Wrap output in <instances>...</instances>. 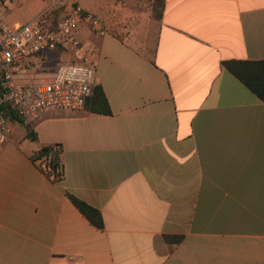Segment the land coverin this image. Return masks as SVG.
Wrapping results in <instances>:
<instances>
[{"label": "crops", "instance_id": "crops-1", "mask_svg": "<svg viewBox=\"0 0 264 264\" xmlns=\"http://www.w3.org/2000/svg\"><path fill=\"white\" fill-rule=\"evenodd\" d=\"M55 1L8 0L5 20L25 24ZM136 2L78 1L108 27L82 24L77 37L98 50L110 115L51 108L33 130L12 118L0 264H264V102L222 66L264 61V0H164L159 19ZM57 53L45 56L74 60ZM52 145L57 182L33 161Z\"/></svg>", "mask_w": 264, "mask_h": 264}, {"label": "built area", "instance_id": "built-area-1", "mask_svg": "<svg viewBox=\"0 0 264 264\" xmlns=\"http://www.w3.org/2000/svg\"><path fill=\"white\" fill-rule=\"evenodd\" d=\"M8 0H0V152L8 144L12 117L32 130L46 110L86 111L97 85L98 50L77 37L80 25L103 36L106 22L85 11L79 0L55 3L25 24L11 26L4 17ZM55 10H62L52 18ZM120 13H123L121 6ZM124 15V14H123ZM127 22L132 15H124ZM48 51L71 53L74 60L47 69ZM34 160L36 168L51 181L63 177L62 168H52L57 148Z\"/></svg>", "mask_w": 264, "mask_h": 264}, {"label": "trees", "instance_id": "trees-1", "mask_svg": "<svg viewBox=\"0 0 264 264\" xmlns=\"http://www.w3.org/2000/svg\"><path fill=\"white\" fill-rule=\"evenodd\" d=\"M163 2L164 0H156V15L154 19H159L161 17L163 11ZM61 13H63L62 10H55L51 17L58 18ZM222 66L236 79H238L260 101L264 102V61L228 60L223 61ZM86 111L100 115L111 114L108 100L101 86L96 85L94 88L93 96L87 101ZM54 146L57 148V150H55V157L52 161V168L55 170L59 166L62 168V166L60 163L61 146ZM51 150H53L52 146L44 147L36 153L33 159L36 160L38 157L47 154ZM57 181L59 180H52V182ZM68 197L75 207L90 221L92 225L98 229H104L102 215L98 210L71 195H68ZM165 239L170 243H178L182 240V237L166 236Z\"/></svg>", "mask_w": 264, "mask_h": 264}, {"label": "rangeland", "instance_id": "rangeland-1", "mask_svg": "<svg viewBox=\"0 0 264 264\" xmlns=\"http://www.w3.org/2000/svg\"><path fill=\"white\" fill-rule=\"evenodd\" d=\"M133 1H137L136 3H140L142 4V6H144L145 8H148L150 10V12L152 13V17L155 18V15H156V0H133ZM94 34V33H93ZM97 35V34H95ZM62 53V55H65L66 52H62V51H59ZM59 52L57 54H59ZM58 59L55 57V56H50V60L48 59L47 61V69L50 70V66H49V62L51 64V66H54L53 69H55V67L58 65V63H62V62H65L67 63V61H57Z\"/></svg>", "mask_w": 264, "mask_h": 264}]
</instances>
